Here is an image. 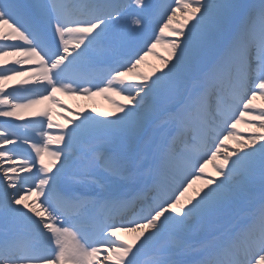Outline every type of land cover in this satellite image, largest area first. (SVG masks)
Wrapping results in <instances>:
<instances>
[{
    "label": "snow or ice",
    "instance_id": "obj_1",
    "mask_svg": "<svg viewBox=\"0 0 264 264\" xmlns=\"http://www.w3.org/2000/svg\"><path fill=\"white\" fill-rule=\"evenodd\" d=\"M56 93L116 112L26 120ZM257 99L264 0H0V264H264Z\"/></svg>",
    "mask_w": 264,
    "mask_h": 264
},
{
    "label": "bare ground",
    "instance_id": "obj_2",
    "mask_svg": "<svg viewBox=\"0 0 264 264\" xmlns=\"http://www.w3.org/2000/svg\"><path fill=\"white\" fill-rule=\"evenodd\" d=\"M180 19H181V22H183L182 18H180ZM175 26L176 25L173 24V27H175ZM154 52L156 53V55H148L145 58L144 63L140 65L139 70L141 72H143L145 74H152L153 72H158V70H164L163 61L161 59H159L158 57L167 58L169 55L168 47L166 45L163 46L161 44L157 48H155ZM16 58H18V57L9 56V57H5L3 59L7 61V60H13ZM24 66H26V65H24ZM24 66H22V67H24ZM107 95H111V94L92 95L91 97H89V98H92V100L89 102L80 100V98H82L80 95H76V97L67 96V97L63 98L64 107L57 109V112H64V113H56V116H59L58 118H67V120L69 122V120L78 119L76 113L92 114V115H95L97 117L100 116V113H114V112H116V107L114 105H112V102L110 99L106 98ZM112 98H113V96H112ZM117 99L120 102L126 103V101H121L120 97H117ZM46 104L43 102L42 104L36 106L35 109L29 110V112L40 111V110L41 111L43 110V112H47L46 109H48L49 103L46 102ZM66 106L68 107L67 112L64 109ZM69 110H74V111L68 112ZM23 114H28V110L25 111ZM27 117H29V116H27ZM72 126L73 125H70L69 128H71ZM49 131L53 135L56 134L53 132L54 131L53 129H51ZM251 131H254V129H252L250 126L249 127L244 126L243 129H240V133L242 135H246L245 132L250 133ZM36 139H38V137H36ZM229 143L231 144V146L233 148H235L237 146L235 141H229ZM60 146H62V145H60ZM51 159L52 158L49 157V159L47 161H49V160L51 161ZM215 163H219V160H217ZM207 170L210 172L208 175H210V176L216 175L215 169L213 167L208 166ZM201 186H202L201 183H199V186H196L194 184L193 188L190 189L189 191L193 192L195 189L200 188ZM189 195H191V194L189 193ZM121 235H122V237H124L130 241H132V239H133V236L131 234H121Z\"/></svg>",
    "mask_w": 264,
    "mask_h": 264
},
{
    "label": "rangeland",
    "instance_id": "obj_3",
    "mask_svg": "<svg viewBox=\"0 0 264 264\" xmlns=\"http://www.w3.org/2000/svg\"><path fill=\"white\" fill-rule=\"evenodd\" d=\"M234 3H239V0H233Z\"/></svg>",
    "mask_w": 264,
    "mask_h": 264
}]
</instances>
